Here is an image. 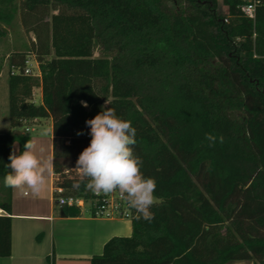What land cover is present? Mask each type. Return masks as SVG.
<instances>
[{
    "label": "trees",
    "instance_id": "1",
    "mask_svg": "<svg viewBox=\"0 0 264 264\" xmlns=\"http://www.w3.org/2000/svg\"><path fill=\"white\" fill-rule=\"evenodd\" d=\"M222 2L227 13L218 0H0V37L18 14L36 34L8 56L0 208L11 213L14 131L34 118H52L54 186L91 198L71 167L90 144L86 120L112 107L136 129L157 201L151 222L133 208L132 233L109 238L90 264H264V0L254 18L247 0ZM31 55L39 74L24 71ZM11 253L12 218L0 214V257Z\"/></svg>",
    "mask_w": 264,
    "mask_h": 264
},
{
    "label": "crops",
    "instance_id": "2",
    "mask_svg": "<svg viewBox=\"0 0 264 264\" xmlns=\"http://www.w3.org/2000/svg\"><path fill=\"white\" fill-rule=\"evenodd\" d=\"M20 25L24 32L23 24ZM24 50L26 49H10L4 56L0 55V132L10 127L8 56L13 51ZM31 59L34 65L37 64L34 55ZM33 98L37 103L42 102L41 87L34 89ZM43 119H47L51 128L48 138L39 133H30L38 131ZM53 139L51 117L28 119L14 131L12 152L17 149L23 151L24 144L32 140L35 144L34 151L39 157L52 158ZM46 150L48 156L45 155ZM54 176L52 170L46 177V188L39 196L28 192L27 187L11 188V213L0 208V214L12 218V253L10 256L0 257V264H90V258L102 253L109 238L131 234L132 222L128 219L95 217L83 208L79 215H66L64 206H57L54 200ZM45 190L48 191V196H44ZM231 264L253 262L237 260Z\"/></svg>",
    "mask_w": 264,
    "mask_h": 264
},
{
    "label": "clouds",
    "instance_id": "3",
    "mask_svg": "<svg viewBox=\"0 0 264 264\" xmlns=\"http://www.w3.org/2000/svg\"><path fill=\"white\" fill-rule=\"evenodd\" d=\"M81 104L88 107L85 101ZM85 123L90 128L91 140L76 161L74 170L79 180L73 187L79 189L86 181L85 187L97 195L118 191L120 197L140 214L138 219L151 222L154 213L150 209L156 200L157 184L154 178L145 177L141 171L143 161L134 151L136 129L131 121L121 119L114 108L105 106ZM205 138L210 142L215 139L212 134H206ZM34 148V142L28 140L23 151L17 149L10 153V163L6 166L11 171L4 177L5 187H27L36 196L46 188V177L53 170V160L39 157Z\"/></svg>",
    "mask_w": 264,
    "mask_h": 264
},
{
    "label": "built area",
    "instance_id": "4",
    "mask_svg": "<svg viewBox=\"0 0 264 264\" xmlns=\"http://www.w3.org/2000/svg\"><path fill=\"white\" fill-rule=\"evenodd\" d=\"M262 3L263 0H247L241 6V10L247 16L254 18L256 7ZM33 65L32 59L28 57L25 61L24 71L30 74H39L38 63L35 64L38 71L33 68ZM63 192V188L54 186V196H57L61 206H78L81 209L88 210L91 216L132 220L135 213L127 201L120 197L118 191L110 194L101 193L99 195L93 192V196L88 200L75 195L65 196L62 194Z\"/></svg>",
    "mask_w": 264,
    "mask_h": 264
},
{
    "label": "rangeland",
    "instance_id": "5",
    "mask_svg": "<svg viewBox=\"0 0 264 264\" xmlns=\"http://www.w3.org/2000/svg\"><path fill=\"white\" fill-rule=\"evenodd\" d=\"M20 1V0H18ZM218 12L220 13H227V7L223 4L222 0H218V7H217ZM52 12H55L53 10H51L48 14H44L43 11H41L42 14L44 15H48V21H41L39 22L38 25H36V27L38 29H45V22L49 23L50 22V17ZM41 15V14H40ZM43 15V16H44ZM21 14H18L16 16V18L13 20L12 24L10 26H8V32L6 36L0 37V55L4 56L6 54L7 51H9L10 49H26L29 50L31 49L32 44L36 41V34L33 31H29V29H27L24 25V32L21 31ZM36 21L34 19H30V24H34ZM102 54L101 49L99 46H97L95 48L94 51V56H100ZM32 57V55H31ZM30 57V58H31ZM1 59V57H0ZM33 68L38 71V69L36 68L35 65H33ZM7 74L5 73L4 78H6ZM3 78V79H4ZM0 114H1V109H0ZM38 131L36 132H30V133H39L40 135L44 136V137H49L50 136V132H51V128L49 125V122L47 121V119H43V123L40 124V126H38ZM45 155L48 156L47 150L45 152ZM75 166L71 167V169H73L72 172H75L74 170ZM28 192H31L30 189H27ZM48 191H44V196H48ZM54 200L57 206H61L58 202V198L57 196H54ZM157 201V199L155 200ZM132 233V232H131ZM233 262L236 261H231L228 264H231Z\"/></svg>",
    "mask_w": 264,
    "mask_h": 264
}]
</instances>
